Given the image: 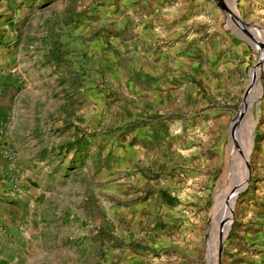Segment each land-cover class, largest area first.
I'll return each instance as SVG.
<instances>
[{"label":"rangeland","instance_id":"374dc122","mask_svg":"<svg viewBox=\"0 0 264 264\" xmlns=\"http://www.w3.org/2000/svg\"><path fill=\"white\" fill-rule=\"evenodd\" d=\"M0 110L53 156L5 189L0 166V254L8 228L26 260L113 230L118 264H215L226 209L220 264H264V0H0Z\"/></svg>","mask_w":264,"mask_h":264},{"label":"crops","instance_id":"0c3cea01","mask_svg":"<svg viewBox=\"0 0 264 264\" xmlns=\"http://www.w3.org/2000/svg\"><path fill=\"white\" fill-rule=\"evenodd\" d=\"M112 12L114 13L112 17L106 18L107 11L104 6H101V8H98V18L102 19L99 22H102L104 24H109V25H115L116 24V18L118 16L116 9V6H112ZM116 12V13H115ZM106 18V20H105ZM98 23L97 21L94 22ZM91 51V47L89 48ZM88 50V51H89ZM23 80H21L22 82ZM17 87V86H16ZM27 83L23 82V84L20 86L21 89H25L26 95L30 93V89L27 88ZM19 88V87H18ZM19 89V90H21ZM31 101H35L32 97L30 98ZM26 100V98L24 99ZM20 100H17L18 104L16 106H12V112H13V123L11 126L13 127L16 125L18 119V115L20 112L23 111L22 102H19ZM1 111V110H0ZM24 127V125L22 124ZM34 132H26V130L20 129L18 132L12 131V128L9 126L8 127V132H6L5 136L2 137L0 141V166L4 169L5 171V177L1 180L4 184H2L3 189L6 188L7 186H10L12 183L13 178L17 182H20L22 179L21 172L19 168L22 169L24 166H29L31 167V170H35L36 167H33L32 164L37 163V164H43L45 161V158L49 159L50 156V161L53 162V156L51 157L50 151L52 148L46 144V142L43 143V139L39 136H35ZM22 137V143L24 146L27 145L25 143L27 141L28 137H31L32 143L36 144V147H29L27 146L25 149V152H23L22 148H19L17 144H19V140H21ZM77 146L80 151L83 146ZM9 145L14 146V148L17 151V156L16 160L13 163H9L8 159L6 156H3L5 149L10 147ZM24 154H26L24 156ZM88 156V153L84 152L82 153V157ZM51 162V163H52ZM29 172V170H26V173ZM36 183L39 184V180H35ZM5 185V186H3ZM33 189V188H32ZM36 206L39 205L38 203H35ZM187 212V211H185ZM37 217L34 216L33 222H35L36 226L39 228L42 227L41 225V220L44 218L45 212L41 209H38L36 211ZM85 213V210H84ZM115 215V214H113ZM38 222V223H37ZM8 231L10 233L14 234V237L11 235L6 236L4 238L3 243H4V248L2 254H0V264H32L33 262H36V264H62L61 262L59 263L58 260L61 259L64 264H118V257L120 255L119 252V244L115 240V232L113 230L108 231L109 233H112V235L109 237L110 241L107 242L106 240L103 241H84L82 244L75 246L72 245L68 249H63V247L60 246L59 243L53 244L52 246L48 245H41V250L40 252L32 259L26 260L23 257V254L25 253V242H23L22 238L19 236H16L15 232H18L17 228H8ZM107 232V231H106ZM167 239V237H166ZM170 241L168 240V244ZM163 245V244H162ZM8 247V249H6ZM63 249V250H62ZM6 250V252H4ZM23 252V253H21ZM56 256H59V259L57 261H54ZM181 256L179 255L178 259L176 261H181ZM38 261V262H37ZM168 264V263H167Z\"/></svg>","mask_w":264,"mask_h":264},{"label":"bare ground","instance_id":"6f19581e","mask_svg":"<svg viewBox=\"0 0 264 264\" xmlns=\"http://www.w3.org/2000/svg\"><path fill=\"white\" fill-rule=\"evenodd\" d=\"M261 89V88H260ZM259 91V90H258ZM254 97H256V95H253V98ZM252 98V99H253ZM243 113H244V108L242 107L241 109H240V111L238 112V114H237V117H239V116H242L243 115ZM236 120V119H235ZM235 120H234V122H235ZM236 125H238V123H236ZM236 129H237V127H232L231 128V134H232V136H233V141L235 142L234 144L236 145V151H237V157H238V159H242L243 157H244V160L247 158V153H248V151L250 150V149H247L246 151L245 150H243L242 149V147H241V145H239V139H238V137H237V135H236ZM242 149V150H241ZM245 163V162H244ZM238 171H242V172H246L247 173V168H245V169H243V167H239V169H238ZM245 176V175H244ZM243 176V177H244ZM243 177L241 178V179H239V175H238V177L236 178V179H233L234 180V183H233V185L231 186V188L229 189L230 191H229V194L227 195V197L224 199V201L222 202V203H219V204H217V206L215 207V210H217L218 211V208H226V207H228V204H229V200H230V198L231 197H233V196H235V195H237L236 193L239 191V190H241L242 188H244L245 187V181L243 182ZM246 179V178H245ZM231 201H233V200H231ZM232 206V205H231ZM229 209V208H228ZM223 211V210H222ZM221 211V213L218 211V215L219 214H223L222 215V217L220 218V220L218 221L219 222V224L218 225H214V231L212 232L213 233V235H212V237H211V245H213L212 243H213V240L217 237V235H221V237H219L220 239H223L224 237H225V235L227 234V231H228V227L229 226H226L225 227V225H223L222 226V223L224 222V220L225 219H227L228 218V213H226V209L222 212ZM224 227V228H223ZM213 230V229H212ZM210 231H211V228H210ZM219 231V232H218ZM218 233V234H217ZM218 254H216L215 255V259H216V261L218 262V256H217ZM215 264H218V263H216L215 262Z\"/></svg>","mask_w":264,"mask_h":264},{"label":"water","instance_id":"95a60500","mask_svg":"<svg viewBox=\"0 0 264 264\" xmlns=\"http://www.w3.org/2000/svg\"><path fill=\"white\" fill-rule=\"evenodd\" d=\"M231 18L240 24L242 30H246L247 24L245 22H243L242 19L239 21V20H237V18H234L232 16H231ZM248 88H247V90H248ZM247 90H246L245 94L247 93ZM245 94H244V97H245ZM246 179H248V170H247V178ZM241 190H239L238 192H240ZM238 192L236 194H238ZM232 210H233V206H232ZM230 216L232 217V214ZM230 218H228V219H230ZM224 223H225V221L222 223V226L224 225ZM222 241H223V239H220V245H219V250H218V264H220V255L222 252Z\"/></svg>","mask_w":264,"mask_h":264},{"label":"built area","instance_id":"2783aa9c","mask_svg":"<svg viewBox=\"0 0 264 264\" xmlns=\"http://www.w3.org/2000/svg\"><path fill=\"white\" fill-rule=\"evenodd\" d=\"M14 154L15 153L13 152V150L8 147V148L5 149V152H4L3 156H6V158L8 160H11V159H13ZM3 174H4L3 171L0 170V177H3Z\"/></svg>","mask_w":264,"mask_h":264},{"label":"trees","instance_id":"16d2710c","mask_svg":"<svg viewBox=\"0 0 264 264\" xmlns=\"http://www.w3.org/2000/svg\"><path fill=\"white\" fill-rule=\"evenodd\" d=\"M174 200L172 198H168V202L172 203Z\"/></svg>","mask_w":264,"mask_h":264}]
</instances>
